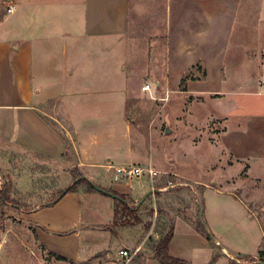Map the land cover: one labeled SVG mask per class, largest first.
Here are the masks:
<instances>
[{
	"label": "crops",
	"instance_id": "obj_1",
	"mask_svg": "<svg viewBox=\"0 0 264 264\" xmlns=\"http://www.w3.org/2000/svg\"><path fill=\"white\" fill-rule=\"evenodd\" d=\"M142 37L163 45L167 80L181 83L200 66L196 71L204 77L193 80L203 87L198 93L219 98L227 95L221 86L233 83L231 93L264 95L258 87L264 81V0H0V139L38 160L39 198L63 193L24 214L47 251L69 262L109 252V244L94 237L112 235L107 227L118 202L105 204L98 194L105 195L94 189L68 192L75 186L67 183L75 168L83 179L135 200L153 189L149 181L120 183L129 179L114 170L133 156L125 120V46L136 47L126 39ZM49 101L62 107L50 109ZM246 165L248 181L264 182ZM173 175L182 188H193L186 183L193 180ZM19 187L24 196L35 192L33 186ZM254 187L218 181L204 189L199 210L209 238L198 230L199 222L177 219L168 254L189 264H257L264 227L250 208L261 203L253 199ZM154 191L156 199L164 190ZM85 197L106 205L113 219L99 223L94 207L86 214ZM130 228L139 241L134 249L122 248L141 249L137 264H160L146 248L153 232ZM244 257L254 261L239 259Z\"/></svg>",
	"mask_w": 264,
	"mask_h": 264
},
{
	"label": "rangeland",
	"instance_id": "obj_2",
	"mask_svg": "<svg viewBox=\"0 0 264 264\" xmlns=\"http://www.w3.org/2000/svg\"><path fill=\"white\" fill-rule=\"evenodd\" d=\"M133 39H126L127 44L135 41L136 47L125 46V120L132 130L133 153L127 166L152 168L162 175L154 180L143 177L123 181L120 178V183L134 185L149 181L152 190H164L156 199L154 195L148 196L139 207L142 224L138 227L144 235L153 232L146 248L153 250L177 219L197 224L203 190L217 187L218 181L228 183L230 187L238 184L243 188L255 186L251 192L253 199L261 203L250 205V208L261 217L264 227V182L248 181L249 170L245 171L246 176L243 175L248 163L252 167L251 175L264 179V95L231 93V89H236L233 83L221 86L227 95L220 94L219 98L214 93L203 95L198 93L203 87L193 81L197 76L203 79V71L189 70L182 85L167 80L163 45L153 37ZM95 59L102 61L96 57L92 61ZM147 85L151 86L149 92L143 90ZM258 87L264 90V81ZM48 107L61 108L62 102L49 101ZM63 123L68 125L65 120ZM39 169L38 160L32 155L0 139V189L6 186L10 190V201L0 200V264H121L118 253L122 245L134 249L139 233L130 227H116L114 223L107 227L112 235L94 237L97 241L105 240L109 252L79 263L57 261L50 255L39 240L37 227L24 214L59 196L60 192L39 198ZM173 174L201 181L206 186L186 181L194 190L172 189L168 184L177 183ZM72 176L67 183L72 185L74 182L76 190L93 191L86 183H80L84 173L78 168L73 170ZM18 184L26 191L33 186L35 192L21 195L16 191L20 189ZM98 196L103 201L115 202ZM140 199L135 200L129 195L126 201L137 204ZM83 206L86 214L91 207L96 208V220L101 224L113 219L112 211L98 201L85 197Z\"/></svg>",
	"mask_w": 264,
	"mask_h": 264
},
{
	"label": "trees",
	"instance_id": "obj_3",
	"mask_svg": "<svg viewBox=\"0 0 264 264\" xmlns=\"http://www.w3.org/2000/svg\"><path fill=\"white\" fill-rule=\"evenodd\" d=\"M201 67L197 66L193 70H200ZM184 83V79L181 82V85ZM80 183H86L90 189L93 188V184L89 182L86 179H82ZM76 190V186H72L68 189V192H74ZM10 192L9 188L5 186V188L0 189V200L9 202L10 199L8 198V193ZM123 200H127V196L119 195L113 191H109ZM63 193H60L62 195ZM59 197V196H58ZM14 203V201H12ZM16 205V204H15ZM22 208V207H21ZM139 208L136 207V204L133 202L132 204L130 203H122V202H117V207L115 208V218H114V225L117 226H123V227H132V226H137L142 224V219L138 216ZM198 230L203 232L207 237L209 238L208 234L206 233L204 227L199 221L198 225ZM174 235V225L169 229V231L159 240V242L154 246L153 248V254L155 259L160 263V264H189L183 260L175 259L172 258L168 254V248L169 244L171 242V239ZM51 256H53L57 261L61 262H69L66 258H63L61 256H58L54 253H50ZM217 259V256L213 259L212 263H214ZM240 260L243 261H254L250 257H244V258H239ZM263 263L264 264V253L260 252L259 253V259L258 263ZM231 264H237L234 261L231 262Z\"/></svg>",
	"mask_w": 264,
	"mask_h": 264
},
{
	"label": "built area",
	"instance_id": "obj_4",
	"mask_svg": "<svg viewBox=\"0 0 264 264\" xmlns=\"http://www.w3.org/2000/svg\"><path fill=\"white\" fill-rule=\"evenodd\" d=\"M15 10V7L12 6L10 8H8L7 13L11 14L13 13ZM151 89V86L147 85L144 86L143 90L145 92H149ZM116 174L123 176L127 179H135V178H142V177H148L152 180H154L156 177H158L159 175H161L159 172H157L156 170L152 169V168H143V167H137V166H126V167H117L114 168ZM170 188H182L184 185L181 183H172L170 182L169 184ZM141 254V249L138 248L136 250H128L126 248H122L119 251V258H120V262L121 264H137L136 263V259L137 257H139V255Z\"/></svg>",
	"mask_w": 264,
	"mask_h": 264
},
{
	"label": "water",
	"instance_id": "obj_5",
	"mask_svg": "<svg viewBox=\"0 0 264 264\" xmlns=\"http://www.w3.org/2000/svg\"><path fill=\"white\" fill-rule=\"evenodd\" d=\"M169 131H170V130L167 129L166 132L169 133ZM93 188H94V190H96L97 192H99V193H101V194H103V195H105V196H108V197H110V198H112V199H114V200H116V201H118V202H122V203H125V204L127 203V201L123 200V199L120 198L119 196H117V195H115V194H113V193H111V192H108V191H106V190H104V189L98 187L97 185H93ZM154 193H156V191L151 190V191L147 192L146 194H144L143 197L141 198V200L137 203L136 207L139 208V207L141 206V204L146 200V198H147L149 195L154 194ZM199 218H200V222H201L202 226L207 230V228H206V226H205V223H204V220H203V212H202V211H200ZM236 261H237V260H236Z\"/></svg>",
	"mask_w": 264,
	"mask_h": 264
}]
</instances>
